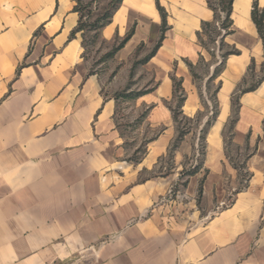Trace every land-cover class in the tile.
<instances>
[{
	"label": "crops",
	"instance_id": "obj_1",
	"mask_svg": "<svg viewBox=\"0 0 264 264\" xmlns=\"http://www.w3.org/2000/svg\"><path fill=\"white\" fill-rule=\"evenodd\" d=\"M152 1L157 17L146 13L148 0H123L104 37L123 36L132 26L134 34L121 50L134 48L144 40L143 21L159 18L157 0ZM254 1L264 7V0H234L233 35L258 33ZM164 2L175 27L143 64L158 66L160 81L136 100L137 106L150 107L144 123L163 130L138 162H128L117 100L104 96L97 74H90L82 33L71 36L79 20L75 1L0 0V264H50L118 234L105 260L100 253V264H264V82L240 99L236 132L248 134L250 146L258 144L246 162L252 177L245 189L232 187L238 171L222 146L173 201L163 197L179 182L191 146L182 143L173 151L172 172L152 175L176 136L165 104L174 90L171 61L198 54L199 46L203 54L197 31L214 17L206 0ZM136 16L143 19L140 26ZM255 48L250 56L242 50L227 58L213 143L219 145L229 95L249 60L262 59L263 45ZM178 71L186 94L183 109L192 116L201 107L199 97L185 65ZM145 213V219L130 222Z\"/></svg>",
	"mask_w": 264,
	"mask_h": 264
},
{
	"label": "rangeland",
	"instance_id": "obj_2",
	"mask_svg": "<svg viewBox=\"0 0 264 264\" xmlns=\"http://www.w3.org/2000/svg\"><path fill=\"white\" fill-rule=\"evenodd\" d=\"M163 3H165L164 0L159 1V5L163 10H159L160 15L157 20L146 18V20L143 21V24H141V35L144 37V40L138 43L134 48H131L129 45L125 50H120L113 58L108 57L107 53L116 43L114 38L116 36V33L112 37L106 38L103 35L104 28H102L99 37L94 42H91L92 33H89L87 35V48L84 49L83 52L84 59L89 67V72H91L92 74H97L99 78L102 93L104 94V96L114 97L117 100L116 122L120 131V135L125 140V147L129 149L126 157L123 159L128 162H130L131 160L132 162H138L146 152V144L150 142L152 138L154 139L155 137H157L163 130L162 127L151 126L147 121L146 124L144 123L148 117L150 107H148L147 105L146 108L137 106L136 100L138 97L127 98L126 94H124L126 91V93L129 94L130 92L135 93L138 91H144L152 87L155 88L160 81L158 79L161 77L158 72V66L152 67L148 65L146 66V68H144V66L140 64L136 65L135 67L133 66L137 61L150 53L156 46L157 42L160 40L161 31L163 29V15H165L166 17L165 38L167 37V32L175 27V16L172 11L167 10V6H165L166 4ZM139 20L143 19L136 16L135 22H137V25L139 24L140 26ZM217 25L220 26L219 24ZM220 31L224 30L221 29ZM236 31L237 29H235V33ZM218 38L219 37H217L214 43L210 44L212 50H214L216 53V56L213 59L212 55H210L205 49L202 48L204 54V59L202 60L200 56L203 54L199 53V50H201V47L199 46L197 50L198 54L194 53L191 56H186L185 58L181 57L179 59L177 58L171 61L169 72L170 77L173 75L178 79L182 78L179 75L180 71H178V69L180 67V63L184 64L186 70L191 75V84L198 94L201 107L194 115L190 116L186 114L183 109L185 104L184 101L182 106V114L178 118V123L174 121L176 127V136L171 143L166 157H164L162 162L158 164V167L152 174L153 176H164L172 172L171 170L175 168L174 161L171 160L173 151L177 148H180L182 143L183 146L184 144L186 146L187 143L191 146L190 154L186 155L183 160L184 168L180 171L179 182L172 184L163 197L166 201H173L175 198H177L181 194L182 189L187 185L188 178L183 173V170L191 169L197 165L202 166L204 162H206L209 158L210 153L213 152V149L218 146H222L225 149V152L229 158V162L238 171V177L237 179H235L232 186L233 188H235L236 192L240 189H245L249 185L252 177L251 172L246 167V162L249 158V155L258 147V144L250 146L248 140L249 135L237 133L236 124L239 117L241 116V96L247 92L257 90L264 82V80L259 82L263 74L261 68L262 63L264 62V50L262 48V59L258 58L249 60L246 72L242 76L241 80L236 83L233 94L229 95V112L226 117L227 119L223 122L220 128V142L218 145V143H213L210 140V134L214 126L216 125V122L218 121V116L222 107V104L220 105L221 102L218 99V94H215V90L221 84L222 78L224 76L220 74L214 80L209 82V78L214 73L215 68L219 66L222 61V52L220 49L221 44ZM184 39L198 45L197 38L193 39L190 37L188 38L187 36ZM261 41L262 39L259 33L252 36V34L247 35L243 31H237L236 34H232L230 36H227L226 38V43L230 46V48H236L242 53L243 51H245L249 56L253 54L256 46L263 45V41ZM225 49L228 48L226 47ZM186 60L191 61L195 65V72L197 73V77H194L192 75ZM252 61H254L253 64ZM226 62L223 70L226 67ZM244 90H246V92L242 93V91ZM179 94L180 96H186L184 92L183 94L182 92H179ZM237 97L239 98L238 103H236ZM165 104L169 107V109L170 106L173 109H176L177 99L174 100V98L172 97V99L170 101H166ZM216 110L217 113L215 115ZM257 115H260L259 111H257ZM178 126L180 129L189 130V133H187L181 141H178ZM204 127L205 134L204 138H202V134L204 133H202V129ZM178 142L179 147L174 149V145ZM144 174V177H146V172ZM169 189H173L174 191V195L172 197L170 196V194H168ZM235 191L233 190V193ZM201 194L202 190L200 187L199 195ZM231 199L232 197H227L226 204H229ZM145 218L146 213L140 217H137L136 219H132L130 222L135 223ZM118 237L119 234L113 236L104 235L97 241H93L81 248H76L73 252H70L65 260L56 258L54 262L50 261L49 263L100 264V253H102V256L104 257L103 260H105V258H107L106 254L110 253V245H112V243H116Z\"/></svg>",
	"mask_w": 264,
	"mask_h": 264
},
{
	"label": "trees",
	"instance_id": "obj_3",
	"mask_svg": "<svg viewBox=\"0 0 264 264\" xmlns=\"http://www.w3.org/2000/svg\"><path fill=\"white\" fill-rule=\"evenodd\" d=\"M73 1H75L74 11L78 12L79 20H78L77 26L73 29L71 36H74L75 33L77 32H81L82 38H83L84 49L87 48V41H88L87 35L89 33H92L91 42H94L99 37L101 29L104 28L106 25H108L112 21L114 14L116 13V11L118 10V8L123 2V0H73ZM206 2H207V6L213 11L214 17L212 21L202 22L201 30L197 31L198 41L200 45L202 46V48L205 49L210 55H212V59H213L216 56V53L214 50H212L210 44L214 43L217 37H219L218 39L221 44L220 49L222 52L221 53L222 54L221 64L215 68L214 73L209 78V82H210L221 74L227 58L233 54H240V50L236 48H230V46L226 43L227 36L233 33L232 13H233L234 0H206ZM157 7L159 10H163L162 7H160L159 5V0H157ZM251 16H252L253 22L255 23L257 27L258 33L263 41V46H264V7L260 8L257 1H254L253 3ZM217 24H219L220 26H218ZM162 28L163 29L161 31L160 40L157 42L154 49L150 53L145 55L142 59L137 61L133 67H135L138 64L143 65L147 63L156 54L157 50L162 45V42L165 38V31H166L165 15H163ZM221 29H223L224 31H220ZM133 34H134V28L130 29L123 37H120L118 34H116V36L114 37L116 43L113 45L112 49L107 53V56L110 58H113L127 44V42L132 38ZM226 47L228 49H225ZM200 58H202L203 60L204 56L201 55ZM186 62L190 68L192 75L194 77H197V73L195 72V65L189 60H186ZM253 62L254 61H252V64ZM261 71L263 72V74L259 82L264 80V62L262 63ZM171 79L174 82L173 98L174 100L177 99V106H176V109H173L170 106V109L173 112L174 121L178 123V118L182 114V106H183L186 96L185 95L180 96L179 94V92H182V94L184 92V88L182 87L183 79L182 78L178 79L177 77L173 75L171 76ZM219 86L215 90V94L217 93ZM253 89H250V90H253ZM153 90H154V87L146 89L144 91H138L135 93L130 92L129 94L126 93L127 92L126 91L124 94H126L127 98H137L139 96L152 92ZM243 92H246V90L242 91V93ZM238 97L236 98V103H238V100H239ZM216 113H217V110L215 111V115ZM177 130H178V141L179 140L181 141L183 137L187 133H189V130L180 129L179 126L177 127ZM202 133H203L202 138H204L205 127L202 129ZM177 147H179V142L175 144L173 148L176 149ZM199 168L200 166L197 165L191 169L183 170V173L188 178L196 174Z\"/></svg>",
	"mask_w": 264,
	"mask_h": 264
},
{
	"label": "bare ground",
	"instance_id": "obj_4",
	"mask_svg": "<svg viewBox=\"0 0 264 264\" xmlns=\"http://www.w3.org/2000/svg\"><path fill=\"white\" fill-rule=\"evenodd\" d=\"M146 13H148L149 15L154 16V17L158 16L157 12L154 9V5H153V1L152 0H148ZM218 127H219V124H218V126L216 128H218Z\"/></svg>",
	"mask_w": 264,
	"mask_h": 264
},
{
	"label": "built area",
	"instance_id": "obj_5",
	"mask_svg": "<svg viewBox=\"0 0 264 264\" xmlns=\"http://www.w3.org/2000/svg\"><path fill=\"white\" fill-rule=\"evenodd\" d=\"M168 194H170V196L172 197L174 195L173 189H169Z\"/></svg>",
	"mask_w": 264,
	"mask_h": 264
}]
</instances>
